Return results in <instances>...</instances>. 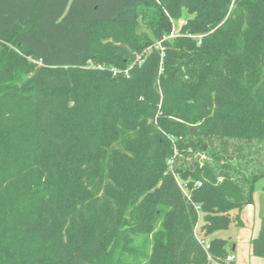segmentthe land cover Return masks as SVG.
<instances>
[{
    "label": "trees",
    "instance_id": "trees-1",
    "mask_svg": "<svg viewBox=\"0 0 264 264\" xmlns=\"http://www.w3.org/2000/svg\"><path fill=\"white\" fill-rule=\"evenodd\" d=\"M262 180L264 0H0V264H224Z\"/></svg>",
    "mask_w": 264,
    "mask_h": 264
},
{
    "label": "rangeland",
    "instance_id": "rangeland-1",
    "mask_svg": "<svg viewBox=\"0 0 264 264\" xmlns=\"http://www.w3.org/2000/svg\"><path fill=\"white\" fill-rule=\"evenodd\" d=\"M187 18L188 15L184 12L181 20L174 22L172 34L168 38H173L177 35L179 26L184 23ZM142 30L145 31L144 29ZM193 38H196V36H193ZM159 45V42H157L156 46L159 47ZM263 183L264 181L262 180L257 185L260 186ZM258 189L259 188H257L253 194V203L251 204L252 209H250V215H244L245 226L235 227L231 225L226 231L216 232L207 238L208 240L212 238L226 239L228 243V256L232 255L234 257L233 264H264L262 259L253 256L250 246V240L257 235L260 219L262 215H264V198L262 195H259L260 190ZM144 242L145 238L140 237L135 242V245L139 248L143 246Z\"/></svg>",
    "mask_w": 264,
    "mask_h": 264
},
{
    "label": "built area",
    "instance_id": "built-area-1",
    "mask_svg": "<svg viewBox=\"0 0 264 264\" xmlns=\"http://www.w3.org/2000/svg\"><path fill=\"white\" fill-rule=\"evenodd\" d=\"M111 71H112L113 73L116 72L115 69H111ZM168 139L171 140L172 142L175 140V138H174L173 136H168ZM174 153H176L175 150H174ZM172 163H173L172 160H169V161L167 162V165L169 166V169H170L171 171H172ZM172 173H173V172H172ZM173 175H174V174H173ZM174 177H175L176 182H177V184L179 185L180 189L183 190V186H182V185L180 184V182L177 180V177H176L175 175H174ZM197 186H200V184H197ZM197 230H198V227H197V225H196L195 228H194V231H193L194 236H195V238H196L198 244L202 247V249L204 250V252L207 254V260L210 262V261H212V260H211L210 256L208 255V251H209V247H210L209 242H208L207 239L202 238V237L199 235V233H197ZM233 260H234V257H233L232 255H229V256H227V257L225 258V260H224V264H227V263H228V264H233ZM204 264H207V263H204Z\"/></svg>",
    "mask_w": 264,
    "mask_h": 264
},
{
    "label": "crops",
    "instance_id": "crops-1",
    "mask_svg": "<svg viewBox=\"0 0 264 264\" xmlns=\"http://www.w3.org/2000/svg\"><path fill=\"white\" fill-rule=\"evenodd\" d=\"M257 188H259L258 190H260V193H259V195L261 196H263V193H262V191H261V188H260V186H258ZM257 190V189H256ZM260 200H261V198H260ZM260 200H259V203H260ZM250 209H252L251 208V205H249V206H247L246 208H245V210H244V212H243V220H244V215L246 214L247 216L248 215H250ZM244 226H245V221H244ZM254 238V237H253Z\"/></svg>",
    "mask_w": 264,
    "mask_h": 264
},
{
    "label": "water",
    "instance_id": "water-1",
    "mask_svg": "<svg viewBox=\"0 0 264 264\" xmlns=\"http://www.w3.org/2000/svg\"><path fill=\"white\" fill-rule=\"evenodd\" d=\"M192 130H193V128H192Z\"/></svg>",
    "mask_w": 264,
    "mask_h": 264
}]
</instances>
